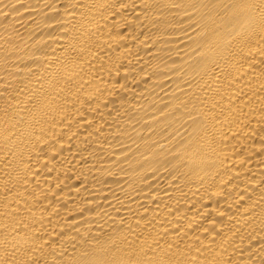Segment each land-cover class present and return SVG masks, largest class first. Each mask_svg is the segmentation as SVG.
Here are the masks:
<instances>
[{
  "label": "bare ground",
  "instance_id": "1",
  "mask_svg": "<svg viewBox=\"0 0 264 264\" xmlns=\"http://www.w3.org/2000/svg\"><path fill=\"white\" fill-rule=\"evenodd\" d=\"M0 264H264V0H0Z\"/></svg>",
  "mask_w": 264,
  "mask_h": 264
}]
</instances>
